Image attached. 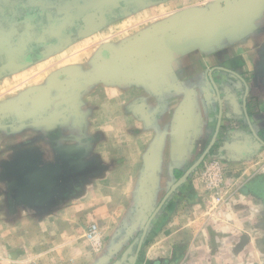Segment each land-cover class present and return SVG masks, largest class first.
<instances>
[{"label": "crops", "instance_id": "obj_1", "mask_svg": "<svg viewBox=\"0 0 264 264\" xmlns=\"http://www.w3.org/2000/svg\"><path fill=\"white\" fill-rule=\"evenodd\" d=\"M179 2L121 34L111 60L97 52L86 78L45 88L34 120H0V264H124L218 121L135 264H264V144L252 133L264 141V0L242 35L211 31L202 16L150 30L218 1ZM213 158L214 192L201 181ZM92 222L96 245L84 238Z\"/></svg>", "mask_w": 264, "mask_h": 264}, {"label": "rangeland", "instance_id": "obj_2", "mask_svg": "<svg viewBox=\"0 0 264 264\" xmlns=\"http://www.w3.org/2000/svg\"><path fill=\"white\" fill-rule=\"evenodd\" d=\"M213 1L0 0V120L15 112L34 120L45 88L58 93L86 78L99 52L108 56L121 34L164 17L175 2L206 8Z\"/></svg>", "mask_w": 264, "mask_h": 264}, {"label": "water", "instance_id": "obj_3", "mask_svg": "<svg viewBox=\"0 0 264 264\" xmlns=\"http://www.w3.org/2000/svg\"><path fill=\"white\" fill-rule=\"evenodd\" d=\"M216 7H212L207 11L206 14L200 15L195 11H186L187 13H183L181 15H177L170 19H166L163 21H159L158 23L152 25V29L154 32H167L171 28L176 26L187 24L191 25L193 22L197 21V19L201 18L202 25L204 27L208 26L212 27L211 31L221 30V33H234V34H245L247 32V26L259 15L261 10V3L263 0H217ZM199 21V20H198ZM204 29V28H203ZM110 52V60L111 57L114 56L111 50ZM216 88V86H214ZM219 127V121L217 124V128L215 131V135L213 136L211 142L205 149V151L199 156V158L189 167L187 170L183 172V174L176 179V181L170 186L166 194L163 196L159 204L147 218L140 237L137 241L136 250L130 260V264H135L140 247L142 245L143 239L147 233L149 224L154 216L157 214L165 200L183 183L187 180L189 174L199 166L203 158L206 156L210 148L214 143V139L216 136V132ZM258 142L264 144V141L253 131L252 132Z\"/></svg>", "mask_w": 264, "mask_h": 264}, {"label": "built area", "instance_id": "obj_4", "mask_svg": "<svg viewBox=\"0 0 264 264\" xmlns=\"http://www.w3.org/2000/svg\"><path fill=\"white\" fill-rule=\"evenodd\" d=\"M203 171L204 172L201 174L202 183H204L205 187H207L209 190H212L213 192L216 191L220 186L223 177L220 163L213 158L207 162L203 168ZM97 235L98 226L96 223L92 222L88 224L84 232V238L90 244L96 245L98 243Z\"/></svg>", "mask_w": 264, "mask_h": 264}]
</instances>
